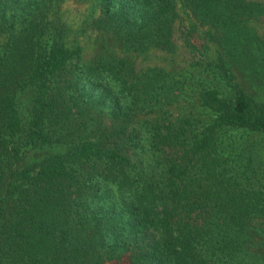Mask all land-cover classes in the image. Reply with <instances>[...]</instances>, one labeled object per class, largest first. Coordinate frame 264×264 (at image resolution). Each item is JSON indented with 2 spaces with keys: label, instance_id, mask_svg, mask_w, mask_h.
I'll use <instances>...</instances> for the list:
<instances>
[{
  "label": "trees",
  "instance_id": "obj_1",
  "mask_svg": "<svg viewBox=\"0 0 264 264\" xmlns=\"http://www.w3.org/2000/svg\"><path fill=\"white\" fill-rule=\"evenodd\" d=\"M61 1L0 0V264L255 253L264 37L250 19L262 2L78 0L83 26L107 41L84 57ZM178 25L196 53L187 66H134L151 48L173 52ZM179 97L188 105L173 113Z\"/></svg>",
  "mask_w": 264,
  "mask_h": 264
},
{
  "label": "rangeland",
  "instance_id": "obj_2",
  "mask_svg": "<svg viewBox=\"0 0 264 264\" xmlns=\"http://www.w3.org/2000/svg\"><path fill=\"white\" fill-rule=\"evenodd\" d=\"M264 5V0H259ZM60 12L62 19L69 25V35L74 37L79 44L82 46V54L84 57H89L93 53L100 51L105 44V41H98L97 31L90 30L88 27L83 26V16L86 11L85 2L78 0H62L60 3ZM250 24L253 26L255 31L262 37H264V12L259 14L255 18L250 19ZM178 25L173 33V38L176 42V47L173 52H167L165 50L151 48L147 52L139 55H133L131 57L135 67H141L145 65H160L166 68H179L187 66V63L193 59L196 55L192 50H189L181 41L179 37ZM107 46L110 45L107 43ZM114 47V51L117 54H122L117 47ZM240 77V75L238 76ZM240 79V78H239ZM242 81V80H241ZM26 93H22L20 98H25ZM188 100L183 98H176L174 102L168 105L172 109L173 113L177 110L184 108L183 105H188ZM190 102V101H189ZM25 112L27 105L24 104L22 107ZM252 141H260L263 145V151L261 153V159L264 162V136H255ZM260 220V219H259ZM256 223V222H255ZM257 236H255V239ZM252 251L255 253H244L241 254V260L234 262V264H264V243L256 240V244L252 246Z\"/></svg>",
  "mask_w": 264,
  "mask_h": 264
}]
</instances>
